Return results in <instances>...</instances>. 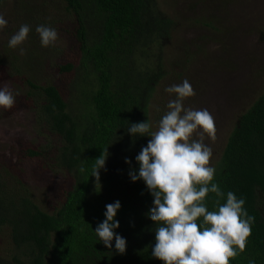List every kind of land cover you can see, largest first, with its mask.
Wrapping results in <instances>:
<instances>
[{"label": "trees", "instance_id": "16d2710c", "mask_svg": "<svg viewBox=\"0 0 264 264\" xmlns=\"http://www.w3.org/2000/svg\"><path fill=\"white\" fill-rule=\"evenodd\" d=\"M63 1L80 58L59 69L74 75L80 106L73 110L57 86L26 83L57 139L52 168L71 188L51 214L3 169L0 234L10 229L13 249L0 264H264V93L213 170L171 181L149 119L165 75L150 48L171 37L175 21L156 0Z\"/></svg>", "mask_w": 264, "mask_h": 264}, {"label": "rangeland", "instance_id": "374dc122", "mask_svg": "<svg viewBox=\"0 0 264 264\" xmlns=\"http://www.w3.org/2000/svg\"><path fill=\"white\" fill-rule=\"evenodd\" d=\"M156 1L177 25L162 46L150 48L165 75L149 119L173 181L213 170L239 118L264 93V0ZM75 21L63 0L0 2V173L10 170L51 214L64 203L71 179L52 168L57 139L39 122L26 78L57 86L73 110L80 106L74 75L59 69L80 58ZM29 149L49 152V159H33ZM12 249L4 227L0 254Z\"/></svg>", "mask_w": 264, "mask_h": 264}]
</instances>
